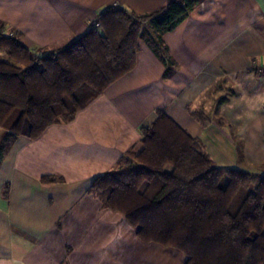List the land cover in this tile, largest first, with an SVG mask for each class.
I'll use <instances>...</instances> for the list:
<instances>
[{
	"label": "crops",
	"instance_id": "1",
	"mask_svg": "<svg viewBox=\"0 0 264 264\" xmlns=\"http://www.w3.org/2000/svg\"><path fill=\"white\" fill-rule=\"evenodd\" d=\"M167 2L0 0V26L32 48L55 49L107 7L142 15ZM163 38L177 62L173 74L141 42L135 67L73 119L10 143L0 165V264H186L183 251L143 241L90 191L160 109L200 138L218 166L264 172V0H202ZM189 109H202L210 122ZM5 134L0 127V143Z\"/></svg>",
	"mask_w": 264,
	"mask_h": 264
},
{
	"label": "trees",
	"instance_id": "2",
	"mask_svg": "<svg viewBox=\"0 0 264 264\" xmlns=\"http://www.w3.org/2000/svg\"><path fill=\"white\" fill-rule=\"evenodd\" d=\"M202 0H168L138 15L103 10L86 32L63 47L32 48L0 26V165L19 135L35 138L53 123L69 121L131 71L141 42L177 69L163 35ZM189 112L203 125L211 118ZM142 137L118 166L95 176L90 191L122 212L145 242L175 247L186 264H264V172L220 167L164 110L142 128ZM46 182L51 176L42 178Z\"/></svg>",
	"mask_w": 264,
	"mask_h": 264
},
{
	"label": "rangeland",
	"instance_id": "3",
	"mask_svg": "<svg viewBox=\"0 0 264 264\" xmlns=\"http://www.w3.org/2000/svg\"><path fill=\"white\" fill-rule=\"evenodd\" d=\"M0 57H2V58H7V53L6 52H4L3 50H1L0 49ZM231 89H229V92H228V96H231V97H233L236 93H237V88H233V84H231ZM226 90V89H225ZM237 90V91H236ZM216 104V106H215V108H214V111H216V112H218V109H219V105L220 104H222L221 103V101H219L218 103H215ZM200 110H202V109H200ZM203 111V110H202ZM210 118H211V116L208 114V113H206ZM217 114V113H216Z\"/></svg>",
	"mask_w": 264,
	"mask_h": 264
}]
</instances>
